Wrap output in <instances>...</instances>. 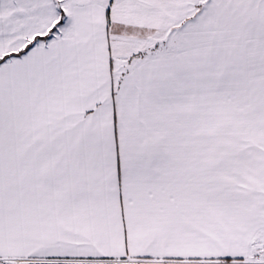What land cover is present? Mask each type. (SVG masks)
Masks as SVG:
<instances>
[{
	"label": "snow or ice",
	"instance_id": "6c2138e0",
	"mask_svg": "<svg viewBox=\"0 0 264 264\" xmlns=\"http://www.w3.org/2000/svg\"><path fill=\"white\" fill-rule=\"evenodd\" d=\"M0 264H264V0H0Z\"/></svg>",
	"mask_w": 264,
	"mask_h": 264
}]
</instances>
